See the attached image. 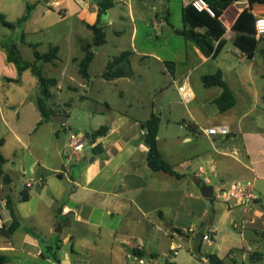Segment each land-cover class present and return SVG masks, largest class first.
Wrapping results in <instances>:
<instances>
[{"label":"crops","instance_id":"obj_1","mask_svg":"<svg viewBox=\"0 0 264 264\" xmlns=\"http://www.w3.org/2000/svg\"><path fill=\"white\" fill-rule=\"evenodd\" d=\"M99 1L63 2L64 12L79 16L81 32L88 34L81 36V56L73 58L79 72L86 55L83 47L94 38L88 25L102 27L106 33V43L93 49L89 77L80 74L78 86L83 92L77 129L69 112L43 120L39 81L30 69L19 81H9L18 79V69L9 62L5 47L12 40L2 36L0 29V139L5 141L1 152L6 159L0 175V204L5 207L0 211V255L7 257L6 264H138V258L157 263L158 248L165 241L171 249L173 242L193 238L201 254L203 236H211L210 245L215 239L211 227L216 201L213 194L203 196L205 186L214 192L220 185L253 182L259 199L242 209L244 215L264 216L256 212L261 199L264 210V40L250 59L235 46L233 30L244 10L257 19L264 16V5L236 0L220 18L225 34L213 41L215 48L222 45L221 51L206 56L176 32L185 28L183 10L191 0H182L180 27L171 23L170 0L154 4L141 0L142 6L139 0H114L115 5L101 17ZM146 11L148 18L143 16ZM35 12L24 26L32 23ZM139 25L148 29L142 38ZM173 36L184 41L176 54L167 48ZM13 42L22 56L21 45H37L27 44L25 35L24 40ZM57 46L59 58L54 65L62 51ZM125 52L130 53L132 75L105 79L109 62ZM97 60L103 69L93 75ZM218 72L235 98V105L224 112L216 103L223 88L206 87L202 80ZM168 83L178 92L186 114L166 99ZM182 84L195 93L189 104L178 91ZM111 87L118 92L115 105L107 95H96ZM69 89L77 90L73 84ZM150 92H158L160 101ZM152 114L160 118L158 148L178 176L155 170L149 161L146 122ZM214 126H226L230 134L203 133ZM101 128L106 132L94 141L86 137ZM62 131L69 133V142H60ZM72 132L85 136L88 144L83 152L72 151ZM22 193L27 200H22ZM14 219L20 225L11 233ZM252 220L242 224L253 225ZM232 225L240 227L237 222ZM209 254L221 259L213 252L206 257Z\"/></svg>","mask_w":264,"mask_h":264},{"label":"rangeland","instance_id":"obj_2","mask_svg":"<svg viewBox=\"0 0 264 264\" xmlns=\"http://www.w3.org/2000/svg\"><path fill=\"white\" fill-rule=\"evenodd\" d=\"M161 1L150 0L149 3L154 4ZM138 2L139 6L144 5V1L139 0ZM34 4L33 0H0V7L4 11L2 12L3 15H5L7 21L14 24H17L27 14L28 6L32 7ZM167 5L171 13V23L180 27L182 25V0H170ZM34 10L36 12L32 23L26 26L23 24L14 30L0 25L1 35L9 36L12 41H19L25 35L27 44H37L39 47H37V51L42 54L48 52L52 46L59 45L61 47L60 59L56 63L58 65L41 64L44 76L58 81V84L51 89L52 97L48 105L56 110L59 115L69 112L70 123L74 124L73 129H77L81 126V93L83 90L78 86L81 84L79 65L73 61V58L81 56V36L86 38L88 34L81 32L79 16L71 15V11L61 14L57 9L41 2H37L32 7L31 15ZM48 10L51 11L48 12ZM143 16L148 18L149 12H143ZM139 29V37L142 38L148 29L141 25H139ZM170 40L172 42L168 44L167 48L172 54H176L184 41L176 36L170 37ZM138 43H140V40H138ZM21 49L25 61H35L33 48L29 45H21ZM169 57L172 58L173 55ZM102 69L103 64L97 60L93 68V75H99ZM72 78L75 82L69 81ZM70 84L75 85L77 90H70ZM150 93L160 101L161 96L158 92ZM117 94V89L114 87L96 93L99 97L107 95L113 105L118 101ZM165 96L181 114H186V107L173 85L167 84ZM67 102H71L70 107L66 106ZM60 142H69L68 132L62 131ZM261 202L262 199L257 202L256 209L259 211L256 212H263L264 214V210L261 209ZM213 207L215 208V218L211 229L214 230L215 239L211 245L209 242L204 241L202 253L200 254L196 246V239H183L180 241L183 248L175 256L170 252L169 242L165 241L158 248L160 253L156 259L158 264H206V253L211 252L218 254L224 264H264V216L260 217L255 212L244 215L242 208H230L217 202H214ZM245 219L247 221L253 219L255 223L253 225L248 223L243 228L242 222ZM233 222H237L240 227L235 229L232 225ZM256 230L258 233L255 232Z\"/></svg>","mask_w":264,"mask_h":264},{"label":"trees","instance_id":"obj_3","mask_svg":"<svg viewBox=\"0 0 264 264\" xmlns=\"http://www.w3.org/2000/svg\"><path fill=\"white\" fill-rule=\"evenodd\" d=\"M212 10L215 13V16H211L206 12H198L195 8H193L190 4L186 6L183 10V22L185 28L183 30H177L176 32L188 40L194 42L200 51L206 55H214L216 56L222 49V45H218L216 48L213 45L214 40H218L225 34V28L222 25L220 18L223 13L231 6L236 0H206ZM251 4L258 3L264 5V0H250ZM114 0H101L98 3L99 7V17L103 15H107L108 11L114 6ZM32 7L28 6L27 14L21 18L17 24L11 23L7 21L5 15L0 13V25L9 29H16L17 27L25 24L31 17ZM255 24L256 18L254 15L248 11L244 10L236 20L233 30L237 33L235 38V46L242 51L248 58L252 59L257 51L259 41L255 38ZM88 27L93 31L94 38L91 44H87L83 47L86 55L84 59L80 62V74L84 78L89 77V67L94 59V48L101 47L106 43V33L102 27H98L97 25ZM200 28H206V33H201L198 31ZM22 40H24V35L22 36ZM7 55L9 62L13 63L18 69V79L17 80H9V81H19L23 72L26 70H31L38 78L40 85V97L38 99V107L42 113L43 120L48 121L52 115L57 114L55 110L49 107L48 102L52 97L51 89L57 85L55 79H50L44 76L42 63H53L59 58V47L52 46L49 48V51L46 53H40L37 51V45H32L34 48V62L25 61L21 55V52L18 46L12 41L6 46ZM130 53L125 52L121 54L119 57L114 58L107 65L106 71L103 73V77L107 80L119 77H128L132 75V70L130 67L129 61ZM203 83L206 87H214L220 86L223 88L222 95L217 99L216 103L219 109L224 112L235 105V98L232 92L228 89L226 83L223 80V76L221 72H218L214 75H206L203 77ZM160 125V118L156 114H152L151 119L146 122V126H148L149 131L146 134V144L150 150L149 161L154 166L155 170L163 171L170 175H175L172 165L168 163L162 156L159 148H158V129ZM106 132L105 128H101L100 130L86 134V137L90 141H94L97 137L102 136ZM4 139H0V175H3V166L6 163V159L1 152V148L4 146ZM22 200H27V197L24 196ZM11 213L13 214L11 205L8 204ZM14 215V214H13ZM20 223L17 219H14V223L9 228V231L12 233L16 229H18ZM55 261H58L56 257H54ZM207 259L209 264H224L223 260H221L215 254L207 255ZM7 257L0 255V264L7 263Z\"/></svg>","mask_w":264,"mask_h":264},{"label":"built area","instance_id":"obj_4","mask_svg":"<svg viewBox=\"0 0 264 264\" xmlns=\"http://www.w3.org/2000/svg\"><path fill=\"white\" fill-rule=\"evenodd\" d=\"M63 2L64 0H49L48 6L53 9H57L61 14H64ZM190 5L198 12H206L211 16H215L214 11L206 0H191ZM255 30L256 40H264V16L256 19ZM178 91L185 104H189L195 97L193 89L185 84L179 85ZM203 133L207 136H228L230 134V130L226 126H214L212 128L204 129ZM87 144L88 143L84 135L73 132L70 134V147L74 153L83 152ZM236 154L237 152H234V155ZM27 187H31L30 182L27 183ZM213 198L216 202L225 204L230 208H243L245 210L249 209L252 202L259 199L255 191L254 183L251 181L220 185L216 188V190H214ZM4 208L0 204V211ZM251 223H255V221L252 220ZM243 228H245V225H243ZM189 231L192 233L194 230L190 229ZM203 240L211 242V236L204 235ZM182 248L183 246L180 243L173 242L170 250L171 253L176 256ZM137 261L138 264H157L152 258H138Z\"/></svg>","mask_w":264,"mask_h":264},{"label":"water","instance_id":"obj_5","mask_svg":"<svg viewBox=\"0 0 264 264\" xmlns=\"http://www.w3.org/2000/svg\"><path fill=\"white\" fill-rule=\"evenodd\" d=\"M44 2V4L48 5L49 3V0H42ZM148 128H146V132L148 133ZM87 159V158H86ZM4 178H7V176H5ZM208 192V193H207ZM212 194H213V191L211 188L209 187H204L203 188V196L206 197V198H211L212 197ZM4 233H6V236L9 238V233L7 230H3Z\"/></svg>","mask_w":264,"mask_h":264}]
</instances>
